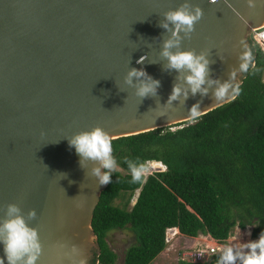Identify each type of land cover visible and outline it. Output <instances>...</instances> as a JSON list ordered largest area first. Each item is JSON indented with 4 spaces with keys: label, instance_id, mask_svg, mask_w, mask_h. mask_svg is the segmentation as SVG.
<instances>
[{
    "label": "water",
    "instance_id": "95a60500",
    "mask_svg": "<svg viewBox=\"0 0 264 264\" xmlns=\"http://www.w3.org/2000/svg\"><path fill=\"white\" fill-rule=\"evenodd\" d=\"M253 2L190 0L203 15L189 36L179 34L181 48L206 55L210 79L228 81L235 70L233 82L242 84L240 54L251 51L252 29L264 25V2ZM184 3L0 0V222L8 204L20 207L39 232L37 264H93L100 254L92 220L108 184L98 185L91 162L80 165L68 138L97 125L112 140L137 135L194 120L233 100L218 103L217 85L206 84V95L189 91L186 99L168 103L175 84L187 85L182 73L166 67L161 50L172 32L160 24L164 13ZM131 68L160 81L156 95L136 96L135 78L125 83ZM197 102L201 111L192 115ZM32 209L35 218L28 216Z\"/></svg>",
    "mask_w": 264,
    "mask_h": 264
},
{
    "label": "trees",
    "instance_id": "16d2710c",
    "mask_svg": "<svg viewBox=\"0 0 264 264\" xmlns=\"http://www.w3.org/2000/svg\"><path fill=\"white\" fill-rule=\"evenodd\" d=\"M250 50L254 65L232 101L194 120L112 140L119 169L94 211L100 254L93 264H154L167 247L169 228L188 238L207 233L226 243L234 229L252 227V237L259 238L264 231V57L253 44ZM127 160L162 162L167 169L132 183ZM121 198L122 206L116 204ZM125 229L133 243L118 263L108 235Z\"/></svg>",
    "mask_w": 264,
    "mask_h": 264
},
{
    "label": "clouds",
    "instance_id": "9594fccd",
    "mask_svg": "<svg viewBox=\"0 0 264 264\" xmlns=\"http://www.w3.org/2000/svg\"><path fill=\"white\" fill-rule=\"evenodd\" d=\"M211 2L215 3V0ZM248 4L253 7V0H248ZM202 15L200 6H193L190 0H185L180 7L164 13L165 18L160 26L170 30L172 36L164 41L161 55L166 58L168 69H174L183 74V80L187 85V87H182L180 84H175L169 95L168 103L178 101L181 96L186 99L189 91L193 95L197 92L206 95L208 92V87H204L206 84L208 86L217 85L214 97L218 103L226 99H235L240 93V84L233 82L236 78L235 70L230 74L228 81L219 82L210 79L208 77L210 62L206 55L198 54L192 49L181 48L179 34L183 32L185 36H189ZM239 58L241 60L239 72L247 73L253 61L251 51L245 48ZM144 59L146 56H142L137 63H142ZM134 78L137 97L147 98L150 95H156L160 86L159 80L150 77L143 68L129 69L125 83L133 85ZM200 111L199 102L189 109L192 115H197ZM68 143L75 149L82 167H85L88 162L93 164L90 173L96 178L98 185L112 183V176L117 170V160L113 155L112 137L104 128L97 125L90 130L77 132L68 138ZM126 163L131 173V182H142L148 173L147 166L132 160H127ZM138 193L139 190H137V195ZM5 216L6 218L0 222V246L3 250L0 264H5V262L7 264H37L43 250L38 229L28 224L17 204H8ZM28 216L35 218V209L30 210ZM73 248L75 250V246ZM213 251L220 253L217 264H237V261L239 264H264V231H261L256 240H249L242 244H227ZM74 264H86V259H80Z\"/></svg>",
    "mask_w": 264,
    "mask_h": 264
},
{
    "label": "built area",
    "instance_id": "2783aa9c",
    "mask_svg": "<svg viewBox=\"0 0 264 264\" xmlns=\"http://www.w3.org/2000/svg\"><path fill=\"white\" fill-rule=\"evenodd\" d=\"M250 41L251 44H253L256 48H258L262 52L264 57V25L256 29H252L250 35ZM252 65H254V63H252ZM157 164L161 165L160 169L155 168ZM146 166L148 168V173L144 178V180H146L147 177L153 173L162 172L167 169V167L162 162H156V161H147ZM207 236L210 235L207 234ZM245 236L242 240L249 241V239L253 238L252 233H249V236H246L248 237L246 239ZM191 240L192 238H188V237L184 238L177 228H169L166 231L167 246H174V244L177 243L182 244L183 247H182V251H180V256L178 257V260H182L190 263L211 264L216 258H219L220 256L219 251H213V250L219 249L224 245L231 244L228 242V240H227L228 243L227 242L221 243L213 239V241L197 244L194 246L191 245ZM253 240H256V238H253ZM237 264H239V261H237Z\"/></svg>",
    "mask_w": 264,
    "mask_h": 264
},
{
    "label": "rangeland",
    "instance_id": "374dc122",
    "mask_svg": "<svg viewBox=\"0 0 264 264\" xmlns=\"http://www.w3.org/2000/svg\"><path fill=\"white\" fill-rule=\"evenodd\" d=\"M117 169H119V168L117 167ZM136 197H137V191L135 192V194H134V196L130 202V206L134 205V203L136 201ZM123 201L124 200H122V198L118 199L116 201V204L122 206ZM248 231H249V233H252V227H248L244 230H242V229L239 230V228L234 229L233 235L231 236L232 238L230 237L231 238L230 241L232 242L231 244H242V243L248 242V240H242ZM236 233H237V239H234V238H236L235 237ZM201 234H203L204 236H207V233H201ZM246 238H248V237L245 236V239ZM229 239H228V242H229ZM249 240H253V238L249 239ZM108 243H109L110 248L117 254V262L122 263L123 259H124L125 251L133 243V235L127 229L115 230V231H112L108 235ZM173 243H175V242H173ZM182 247L183 246L180 243L174 244V246H167L166 250L168 252L165 254V250H164V252H162L155 259L154 264H177L178 257L180 256V251H182Z\"/></svg>",
    "mask_w": 264,
    "mask_h": 264
},
{
    "label": "crops",
    "instance_id": "0c3cea01",
    "mask_svg": "<svg viewBox=\"0 0 264 264\" xmlns=\"http://www.w3.org/2000/svg\"><path fill=\"white\" fill-rule=\"evenodd\" d=\"M241 230V229H239ZM183 236V235H182ZM184 238H186L185 236H183ZM236 238L234 239H237V233L235 235ZM232 238V237H231ZM231 238L229 239V243H232L230 240ZM209 241H213V239L210 237V236H204L203 234H199L198 237L196 238H192L191 240V245H197V244H202V243H205V242H209ZM167 248V247H166ZM164 252V251H163ZM168 251L165 249V254L167 253ZM179 261V260H178Z\"/></svg>",
    "mask_w": 264,
    "mask_h": 264
},
{
    "label": "bare ground",
    "instance_id": "6f19581e",
    "mask_svg": "<svg viewBox=\"0 0 264 264\" xmlns=\"http://www.w3.org/2000/svg\"><path fill=\"white\" fill-rule=\"evenodd\" d=\"M155 168H156V169H160V168H161V165H160V164H157V165L155 166ZM246 236H249V231L246 233Z\"/></svg>",
    "mask_w": 264,
    "mask_h": 264
}]
</instances>
